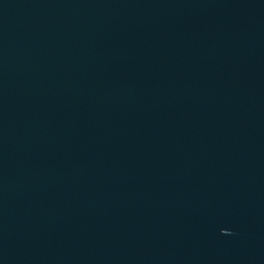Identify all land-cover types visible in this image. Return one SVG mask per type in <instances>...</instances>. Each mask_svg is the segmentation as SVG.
I'll use <instances>...</instances> for the list:
<instances>
[{
	"label": "water",
	"instance_id": "water-1",
	"mask_svg": "<svg viewBox=\"0 0 264 264\" xmlns=\"http://www.w3.org/2000/svg\"><path fill=\"white\" fill-rule=\"evenodd\" d=\"M0 264H264V0H0Z\"/></svg>",
	"mask_w": 264,
	"mask_h": 264
}]
</instances>
